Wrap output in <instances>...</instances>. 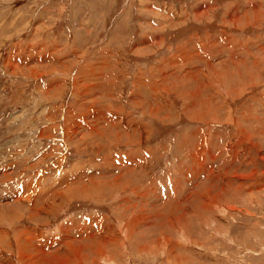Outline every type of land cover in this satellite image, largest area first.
I'll use <instances>...</instances> for the list:
<instances>
[{"label":"rangeland","instance_id":"obj_1","mask_svg":"<svg viewBox=\"0 0 264 264\" xmlns=\"http://www.w3.org/2000/svg\"><path fill=\"white\" fill-rule=\"evenodd\" d=\"M0 264H264V0H0Z\"/></svg>","mask_w":264,"mask_h":264},{"label":"bare ground","instance_id":"obj_2","mask_svg":"<svg viewBox=\"0 0 264 264\" xmlns=\"http://www.w3.org/2000/svg\"><path fill=\"white\" fill-rule=\"evenodd\" d=\"M37 72V71H36ZM16 203V202H15Z\"/></svg>","mask_w":264,"mask_h":264}]
</instances>
